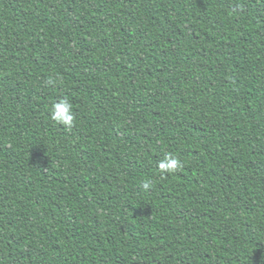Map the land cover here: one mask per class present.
Masks as SVG:
<instances>
[{"label": "trees", "instance_id": "trees-1", "mask_svg": "<svg viewBox=\"0 0 264 264\" xmlns=\"http://www.w3.org/2000/svg\"><path fill=\"white\" fill-rule=\"evenodd\" d=\"M0 264H264V0H0Z\"/></svg>", "mask_w": 264, "mask_h": 264}, {"label": "clouds", "instance_id": "clouds-1", "mask_svg": "<svg viewBox=\"0 0 264 264\" xmlns=\"http://www.w3.org/2000/svg\"><path fill=\"white\" fill-rule=\"evenodd\" d=\"M51 118L59 124L71 127L75 120L72 103L67 98H62L54 103L51 109ZM158 167L162 173H174L182 167V163L178 158L169 154L159 163ZM150 184V180L145 181V188Z\"/></svg>", "mask_w": 264, "mask_h": 264}]
</instances>
